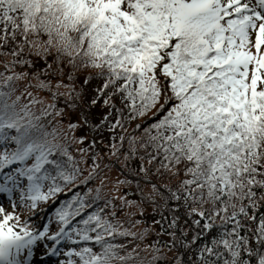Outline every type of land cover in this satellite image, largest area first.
Returning a JSON list of instances; mask_svg holds the SVG:
<instances>
[{
  "label": "snow or ice",
  "instance_id": "1",
  "mask_svg": "<svg viewBox=\"0 0 264 264\" xmlns=\"http://www.w3.org/2000/svg\"><path fill=\"white\" fill-rule=\"evenodd\" d=\"M0 195V264H264V0H0Z\"/></svg>",
  "mask_w": 264,
  "mask_h": 264
},
{
  "label": "rangeland",
  "instance_id": "2",
  "mask_svg": "<svg viewBox=\"0 0 264 264\" xmlns=\"http://www.w3.org/2000/svg\"><path fill=\"white\" fill-rule=\"evenodd\" d=\"M91 70L89 69V68H87L86 70H85V72L84 73H88V72H90ZM81 76H85L84 74H82ZM67 82V81H66ZM98 85V82H95V83H92V84H90L89 86H88V88L86 89V91H87V93L89 94V95H91V93H92V91L95 89V86H97ZM31 90V89H30ZM20 93V91L19 92H17V94H19ZM41 95H47L46 93H41ZM14 99H15V97H14ZM27 102V94L25 93V95H24V97L21 99V101L19 102L20 104H23V103H26ZM61 107L63 106V104H61L60 105ZM39 105H37L36 106V109H37V114H38V110H39ZM67 121H65V123H66ZM138 162V161H137ZM136 163H134V165H133V167H136L137 165H135ZM147 164V163H146ZM111 178L112 179H116V178H118V172H117V170H115V169H113V171H112V173H111ZM111 187V185L109 184V188ZM127 190H129V189H127V188H125V189H123V191H127ZM145 190L147 191L148 190V188L146 187L145 188ZM131 195L128 197L129 199H139V196H138V194L136 193V191H135V187H134V185L131 187ZM6 210H11V208H10V205H9V202L6 200V202H5V204L4 205H2ZM145 208H146V211H147V216H145V217H143V219H146V220H148V222H149V224H151V219L153 218V213H152V206L150 205V204H146L145 205ZM165 215H167V213H165ZM137 219H141V217L139 216V214L137 215V217H136ZM156 219H158L159 217L157 216V217H155ZM143 226H148V225H143ZM152 227H155V225H152ZM157 230V229H156ZM157 231H159V230H157ZM155 237L154 236H149L148 238H147V242H151V240L152 239H154ZM61 258H63V257H61Z\"/></svg>",
  "mask_w": 264,
  "mask_h": 264
},
{
  "label": "trees",
  "instance_id": "3",
  "mask_svg": "<svg viewBox=\"0 0 264 264\" xmlns=\"http://www.w3.org/2000/svg\"><path fill=\"white\" fill-rule=\"evenodd\" d=\"M77 63L79 64V61H78ZM42 66H43V65L41 64V67H42ZM60 66L64 68L65 73H67V72H69V71H73V74L77 77V80H76V84H77V86H79V84L82 82V78H83V77L88 76L90 73L94 74L95 71H96V69L91 68V67H87V66H84V67H79V66H78L75 70H73L72 67H71L70 65L67 64V61H66V60L62 61ZM53 67H56V65H53ZM87 68H89L91 71L88 72V73H84L85 70H86ZM82 74H84L85 76H81ZM95 82H98V85L95 86V88H97L99 85L102 84V80L92 79V80L89 81V83H88V85H87V88H88V86H89L90 84L95 83ZM22 84H23V82H21V87H22ZM87 88H86V89H87ZM20 90H21V89L18 88V89H17V92H19ZM16 94H17V93H16ZM14 97H15V95H13L12 99H14ZM134 123H135V122H134ZM129 131H131V126H129ZM97 140H99V137H97ZM74 147H75V146H74ZM101 147H103V145H101ZM73 151H74V148H73ZM134 163H136L135 165L138 164L137 161H134V162L132 163V166L134 165ZM146 163H147V162H146ZM157 230H159V229L157 228ZM193 259H195V257H193Z\"/></svg>",
  "mask_w": 264,
  "mask_h": 264
},
{
  "label": "bare ground",
  "instance_id": "4",
  "mask_svg": "<svg viewBox=\"0 0 264 264\" xmlns=\"http://www.w3.org/2000/svg\"><path fill=\"white\" fill-rule=\"evenodd\" d=\"M0 198H2V195H0ZM5 202H6V199L4 200V203H3V205L5 204Z\"/></svg>",
  "mask_w": 264,
  "mask_h": 264
}]
</instances>
